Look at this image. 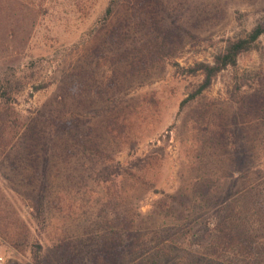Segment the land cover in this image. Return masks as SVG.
<instances>
[{
    "label": "rangeland",
    "instance_id": "obj_1",
    "mask_svg": "<svg viewBox=\"0 0 264 264\" xmlns=\"http://www.w3.org/2000/svg\"><path fill=\"white\" fill-rule=\"evenodd\" d=\"M258 21L264 0H0L3 264H92L128 226L124 264H264V36L185 101ZM219 222L243 244L214 253Z\"/></svg>",
    "mask_w": 264,
    "mask_h": 264
},
{
    "label": "trees",
    "instance_id": "obj_2",
    "mask_svg": "<svg viewBox=\"0 0 264 264\" xmlns=\"http://www.w3.org/2000/svg\"><path fill=\"white\" fill-rule=\"evenodd\" d=\"M264 36V21L256 22L250 29L245 28L244 31L233 34L228 37L223 46L214 55L212 61H199L192 67L194 75H202V80L198 84L196 90L185 100L188 101L197 97L208 89L218 76L226 69L235 67L238 64L240 57L255 48L257 42ZM13 93L8 87L3 92H0V98H5L7 101L11 99ZM8 108H3L0 111V120L2 123H7L10 114ZM128 229V231H127ZM126 229V238H123L121 231H116L117 235L111 240H104L102 246L97 248L91 258L92 264H124L122 258L124 253L128 251L134 257L133 261H137L140 256V250L144 245V240L135 232L133 226H128ZM213 238L210 242L214 253L224 250L229 244H243L242 234L239 230L225 222L215 223L213 226ZM65 241H60L57 246L62 253V257L66 259L68 256V248L65 246ZM122 244H126L123 246ZM41 247V246H40ZM216 251V252H215ZM36 252V255H38Z\"/></svg>",
    "mask_w": 264,
    "mask_h": 264
},
{
    "label": "built area",
    "instance_id": "obj_3",
    "mask_svg": "<svg viewBox=\"0 0 264 264\" xmlns=\"http://www.w3.org/2000/svg\"><path fill=\"white\" fill-rule=\"evenodd\" d=\"M4 258L2 255H0V264H3Z\"/></svg>",
    "mask_w": 264,
    "mask_h": 264
}]
</instances>
